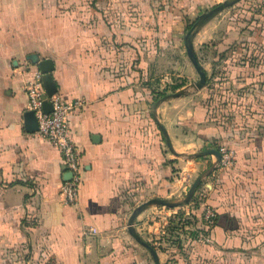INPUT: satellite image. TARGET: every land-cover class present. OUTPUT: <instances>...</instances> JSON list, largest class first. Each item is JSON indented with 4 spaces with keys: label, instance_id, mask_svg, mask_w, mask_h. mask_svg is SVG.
Returning a JSON list of instances; mask_svg holds the SVG:
<instances>
[{
    "label": "crops",
    "instance_id": "obj_1",
    "mask_svg": "<svg viewBox=\"0 0 264 264\" xmlns=\"http://www.w3.org/2000/svg\"><path fill=\"white\" fill-rule=\"evenodd\" d=\"M206 1L0 0V264H154L127 230L132 210L151 198L182 197L214 160L191 157L192 151L219 146L233 150V163L199 182L192 225L165 234L182 205H151L136 216L135 229L161 246L160 264H238V257L213 254L246 244L247 202L264 198V132L228 147L205 105L183 95L154 111L158 98L143 80L158 67L156 24H171L163 33L177 34L191 8ZM213 18L193 45L218 34ZM132 38L149 45H128ZM219 40L217 52L227 42ZM32 53L51 59L56 93L78 102L68 114L81 166L76 205L62 201L60 152L27 114L25 86L37 66ZM155 115L173 146L189 156L169 151ZM204 205L214 208L215 224L204 222ZM90 228L97 233L85 232ZM195 228H207L211 241L196 239Z\"/></svg>",
    "mask_w": 264,
    "mask_h": 264
},
{
    "label": "rangeland",
    "instance_id": "obj_2",
    "mask_svg": "<svg viewBox=\"0 0 264 264\" xmlns=\"http://www.w3.org/2000/svg\"><path fill=\"white\" fill-rule=\"evenodd\" d=\"M222 1L211 0L200 8L192 7L184 16L183 29L172 36L163 33L171 24H156L161 34L151 43L158 54V67L154 66L152 75H143L144 85L154 91L156 98L189 86L198 79V73L186 54L184 27H190L199 14ZM213 20L217 22L214 29L217 28L218 34L215 33L208 44H202L203 40L194 42L197 60L206 72V84L198 90L190 88L187 95H192V102L207 107L211 122L221 124L225 143L232 147L254 137L255 132H264V0H238L218 12ZM222 37H226L227 42L219 45L220 51L217 52L214 45ZM144 39L132 38L128 45L142 43L146 48L149 42ZM196 151L199 150L192 152ZM247 203L252 210L247 222L244 221L247 224L245 229L241 231L246 244L233 253L222 251L213 256L238 257V264H264V198L249 199Z\"/></svg>",
    "mask_w": 264,
    "mask_h": 264
},
{
    "label": "built area",
    "instance_id": "obj_3",
    "mask_svg": "<svg viewBox=\"0 0 264 264\" xmlns=\"http://www.w3.org/2000/svg\"><path fill=\"white\" fill-rule=\"evenodd\" d=\"M33 65H30V67ZM28 70L31 68L26 65ZM27 95V109L33 112L36 119V132L48 140L61 154L63 173H69L68 178H63L60 184L62 201L66 205H76L78 202V191L81 184V166L79 151L73 141L68 122V114L76 108L77 101H66L58 93L48 95L43 83V72L35 66L32 69V78L25 86ZM45 101L51 104V110L46 112L43 108ZM220 152V160L217 166L229 167L234 160V152L225 146L217 148ZM188 202L178 211L172 212L175 216L181 212L178 219H192V205ZM185 206V207H183ZM216 215L213 207L204 205L202 217L204 222L211 223ZM85 232L96 234L95 228L87 229ZM196 239L203 242H210L211 237L207 228L194 229Z\"/></svg>",
    "mask_w": 264,
    "mask_h": 264
},
{
    "label": "water",
    "instance_id": "obj_4",
    "mask_svg": "<svg viewBox=\"0 0 264 264\" xmlns=\"http://www.w3.org/2000/svg\"><path fill=\"white\" fill-rule=\"evenodd\" d=\"M238 0H223L222 2L214 5L213 7L209 8L207 11L201 13L198 15V17L194 20L192 26L185 32L184 34V44H185V50L186 54L191 61L192 65L194 66L196 72L198 73V79L191 83L189 86L181 87L171 93H167L163 96H161L158 100L154 102V107L153 110L156 111L157 107L162 101H165L170 98H175L183 95H187L191 92L192 88L193 90H198L201 87H203L206 84V72L204 68L200 65L198 62L196 55H195V50H194V45H193V40L196 35V33L208 22L210 21L213 17L216 16L218 12H220L222 9L232 5ZM28 59L31 61V63L36 64L38 68L43 72V83L46 89V92L48 95H51L56 92V86L55 83L52 80L51 76V70L53 69V63L51 59L49 58H42L39 59L38 55L35 53H32L29 55ZM43 108L46 112L51 110V104L48 101H45L43 104ZM32 117L34 120V129H37V124H36V119L33 115L32 111H28L27 113ZM155 120L164 136L165 143L167 145V148L169 151H171L175 156H186L187 154L178 150L173 146L171 143L169 136L167 134V131L163 124L160 122L159 118L157 115H155ZM204 155H212L214 157V160L211 162L209 167L201 172L196 178L193 180L191 185L189 186L188 190L186 191L185 195L179 198H151L148 199L139 205H137L131 212L128 221H127V230L129 234L135 239V241L140 244L141 246L145 247L152 259L154 264H160L159 262V257L158 254L155 250V248L145 239L141 237V235L136 231L135 229V218L136 216L143 210H145L147 207L151 205H163L167 207H175V206H180L187 204L193 197L194 192L201 181L204 177L209 175L215 167H217L219 160H220V152L217 148H208L204 149L201 151L193 152L190 156L191 157H200ZM189 156V155H187ZM70 176L69 173H65L63 178H68Z\"/></svg>",
    "mask_w": 264,
    "mask_h": 264
},
{
    "label": "trees",
    "instance_id": "obj_5",
    "mask_svg": "<svg viewBox=\"0 0 264 264\" xmlns=\"http://www.w3.org/2000/svg\"><path fill=\"white\" fill-rule=\"evenodd\" d=\"M194 22V21H193ZM193 22H191V24H190V27L192 26V24H193ZM190 27H188V28H185L184 27V29H186V31L190 28ZM196 55V54H195ZM197 58V57H196ZM177 87H179V86H177ZM157 98H155V100H156ZM195 198H193V199H191V200H194ZM196 204L194 203L193 205H192V208H194V206H195ZM182 214H181V212L180 213H178V214H176L175 215V219H173V220H170L169 221V223H168V225L166 226V231H165V234H169L170 236H172L173 235V232H175V231H183V228L185 227V226H189V225H192L193 224V222H194V218L192 217V219H182V220H180V219H178V217L179 216H181ZM216 217L212 220V224H215L216 223ZM170 238V237H169ZM154 248H159V247H161V246H159V247H155L151 242H149Z\"/></svg>",
    "mask_w": 264,
    "mask_h": 264
}]
</instances>
